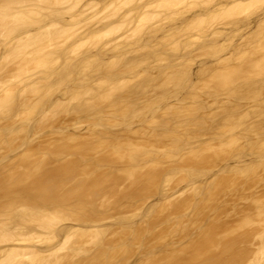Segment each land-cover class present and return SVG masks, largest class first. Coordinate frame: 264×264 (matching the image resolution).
<instances>
[{"label": "bare ground", "instance_id": "1", "mask_svg": "<svg viewBox=\"0 0 264 264\" xmlns=\"http://www.w3.org/2000/svg\"><path fill=\"white\" fill-rule=\"evenodd\" d=\"M0 264H264V0H0Z\"/></svg>", "mask_w": 264, "mask_h": 264}]
</instances>
